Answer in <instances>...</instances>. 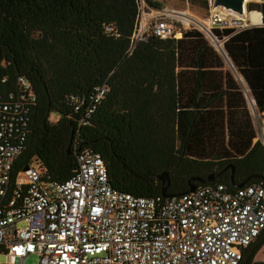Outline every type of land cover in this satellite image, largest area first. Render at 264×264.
<instances>
[{
	"label": "trees",
	"instance_id": "trees-1",
	"mask_svg": "<svg viewBox=\"0 0 264 264\" xmlns=\"http://www.w3.org/2000/svg\"><path fill=\"white\" fill-rule=\"evenodd\" d=\"M189 1L210 11L209 0ZM247 11L260 13L262 25L212 31L227 39L231 68L195 28L179 39L148 32L135 42L140 0H0V101L20 93V78L36 97L12 183L31 163L67 180L77 168L76 144L100 154L110 185L135 197L162 196L163 172L170 195L221 171L208 184L264 185V1ZM102 86L108 91L94 104ZM71 96L83 101L79 111ZM263 246L264 232L240 264H264L255 261Z\"/></svg>",
	"mask_w": 264,
	"mask_h": 264
},
{
	"label": "built area",
	"instance_id": "built-area-1",
	"mask_svg": "<svg viewBox=\"0 0 264 264\" xmlns=\"http://www.w3.org/2000/svg\"><path fill=\"white\" fill-rule=\"evenodd\" d=\"M143 14L140 0L135 42L148 32L161 39L182 36L165 17L141 26ZM209 22L210 32L250 27L227 11L212 14ZM105 32L118 36L110 26ZM19 85L20 93L0 101V254L7 264H25L32 255L37 264H240L264 232L263 184L234 191L207 184L178 197H135L110 185L100 154L76 144L77 168L67 180H52L31 163L12 183L36 101L24 78ZM96 91L94 104L108 89ZM69 101L77 102L76 111L82 108L74 96Z\"/></svg>",
	"mask_w": 264,
	"mask_h": 264
},
{
	"label": "rangeland",
	"instance_id": "rangeland-1",
	"mask_svg": "<svg viewBox=\"0 0 264 264\" xmlns=\"http://www.w3.org/2000/svg\"><path fill=\"white\" fill-rule=\"evenodd\" d=\"M142 1H143V12H144V14L141 16L140 21H139V24L141 26H143L144 24H147L148 22L152 23L158 17H165V18H167L168 21L174 22L175 25H177L179 28H181L184 31L190 30L192 28L198 29L199 31H201L205 35L207 40L216 49L215 43L213 42V38H212L213 37L212 32L209 31V25H210L209 20H210L212 14H216L219 11L222 12L223 10L219 9V10H214V11L212 10L209 12L206 10L205 11L203 10V12H202L200 10L201 20H199L198 18H196L192 15L194 13H192L186 9L183 10V5L185 4V1L182 2V1H174V0H152L155 3H160V5L162 6L161 10H158L156 8H152V7L148 6V4L146 3L145 0H142ZM252 1L253 2L257 1V3H258L260 0H250L249 2L252 3ZM176 13H179V14H176ZM186 17H188V18H186ZM250 17L252 19L253 24H257V22L260 18V14L259 13H251L250 15L246 14V16L243 17L244 21H247V23L250 22L251 21ZM204 21L207 22V24H208L207 26H205L206 23H204ZM249 26H250V24H249ZM205 27H206V29H205ZM140 33L142 34V32H139L138 35H140ZM216 41L218 43H220L222 45V47L224 46L225 42L223 40H219L216 38ZM50 121L52 123H56L58 121V117L52 115L50 117ZM22 226H23V224L20 223L19 227H22ZM259 258H264V247L259 252ZM37 261H38V258L35 255H32L25 260V264H37ZM0 264H7V259H6L5 255H3V254H0Z\"/></svg>",
	"mask_w": 264,
	"mask_h": 264
},
{
	"label": "water",
	"instance_id": "water-1",
	"mask_svg": "<svg viewBox=\"0 0 264 264\" xmlns=\"http://www.w3.org/2000/svg\"><path fill=\"white\" fill-rule=\"evenodd\" d=\"M263 1L264 0H260L259 2H263ZM211 2H212V5L210 6V11L222 9L224 11L234 13V14L238 15L239 17H242V18L245 16V13L248 12L247 11V5L249 3H251V2H248V0H211ZM255 2H257V1H255ZM261 25H262V23L259 26H261ZM212 38H213V42L215 43L216 50L220 54H222V56H224L227 64L231 68H233L230 60L228 59V57L224 51V47H222V45L216 41L215 37H212ZM237 77L240 79L239 76H237ZM246 96H247V99H248V102H249V105H250L252 112L254 113V115H256L254 101L247 94V91H246ZM262 136H264L263 131H262ZM28 169H29V165H26V166H24L23 171H27ZM222 173H223V171L218 172V173H214V174H210L205 178L197 177V178L191 179L189 181V185H188L189 189L184 194L193 193L197 188L196 183H199L201 185L213 183L217 178H219L221 176ZM157 180L162 183V190H161L162 197L172 198V197H178V196L183 195V194L170 195L168 193V186L170 184V172H163L162 174L158 175ZM246 184H247V181L238 185L237 189L244 187Z\"/></svg>",
	"mask_w": 264,
	"mask_h": 264
},
{
	"label": "crops",
	"instance_id": "crops-1",
	"mask_svg": "<svg viewBox=\"0 0 264 264\" xmlns=\"http://www.w3.org/2000/svg\"><path fill=\"white\" fill-rule=\"evenodd\" d=\"M174 1H177V0H174ZM194 4H195V5L191 4L189 0H186V1H185V4L183 5V10H184V9L189 10L190 12L194 13V14H192L194 17H196V18H198L199 20H201V18H200V10L203 12L204 9H202L200 6H198V4H199L198 2H195ZM251 13H252V12H251ZM251 13H248V12H247L248 15H250ZM253 13H258V12H253ZM176 14H179V13H176ZM259 14H260V13H259ZM250 20H251V21L247 23L248 25L250 24L251 27H253V26H259V25L262 23V15L260 14V18H259L257 24H253L251 17H250ZM246 22H247V21H246ZM204 23H206V21H204ZM225 41H226V40H225ZM263 247H264V246H263ZM263 247H262V248H263ZM262 248H261V249H262ZM261 249H260V251H261ZM260 251H259V252H260ZM259 252H258V253L256 254V256H255V261H256V262H264V258H259Z\"/></svg>",
	"mask_w": 264,
	"mask_h": 264
},
{
	"label": "bare ground",
	"instance_id": "bare-ground-1",
	"mask_svg": "<svg viewBox=\"0 0 264 264\" xmlns=\"http://www.w3.org/2000/svg\"><path fill=\"white\" fill-rule=\"evenodd\" d=\"M249 1H250V0H248V2H249ZM221 10H222V9H221ZM213 11H214V10H213ZM223 11H224V10H223ZM173 13H174V12H173ZM246 14H247V12L245 13V16H246ZM245 16H244V17H245ZM186 18H188V17H186ZM186 18H185V19H186ZM187 20H188V19H187ZM207 25H208V24H207V22H206V25H205V26H207ZM205 29H206V27H205Z\"/></svg>",
	"mask_w": 264,
	"mask_h": 264
},
{
	"label": "clouds",
	"instance_id": "clouds-1",
	"mask_svg": "<svg viewBox=\"0 0 264 264\" xmlns=\"http://www.w3.org/2000/svg\"><path fill=\"white\" fill-rule=\"evenodd\" d=\"M250 27H251V26H250ZM212 31H213V30H212ZM212 31H211V32H212ZM212 36L214 37L213 32H212ZM226 40H227V39H226ZM224 41H225V40H224Z\"/></svg>",
	"mask_w": 264,
	"mask_h": 264
}]
</instances>
